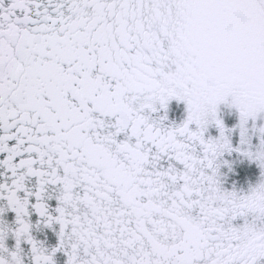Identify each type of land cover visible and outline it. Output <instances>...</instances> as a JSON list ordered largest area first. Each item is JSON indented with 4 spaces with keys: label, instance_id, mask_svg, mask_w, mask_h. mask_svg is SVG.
Here are the masks:
<instances>
[{
    "label": "snow or ice",
    "instance_id": "6c2138e0",
    "mask_svg": "<svg viewBox=\"0 0 264 264\" xmlns=\"http://www.w3.org/2000/svg\"><path fill=\"white\" fill-rule=\"evenodd\" d=\"M261 120L264 0H0V264H264Z\"/></svg>",
    "mask_w": 264,
    "mask_h": 264
},
{
    "label": "rangeland",
    "instance_id": "374dc122",
    "mask_svg": "<svg viewBox=\"0 0 264 264\" xmlns=\"http://www.w3.org/2000/svg\"><path fill=\"white\" fill-rule=\"evenodd\" d=\"M222 110L225 115H228L229 124L234 123L236 120L234 107L231 104H226L224 105V108H222ZM258 123H264V120L258 121ZM250 127L252 129L253 134L259 136L264 125L257 124L255 121H253ZM228 158L238 159L235 153ZM254 160L257 162L258 166L261 167L262 173H264V159H262L258 155L254 157ZM235 167L237 169L236 172L228 173L227 176H221V180L223 181L225 187L231 189L235 184L237 188H243L247 190L250 184H254V188L256 189H259L261 186H264V174L259 176V168L254 163H237ZM221 171L228 172L226 167H222Z\"/></svg>",
    "mask_w": 264,
    "mask_h": 264
},
{
    "label": "flooded vegetation",
    "instance_id": "af4514ba",
    "mask_svg": "<svg viewBox=\"0 0 264 264\" xmlns=\"http://www.w3.org/2000/svg\"><path fill=\"white\" fill-rule=\"evenodd\" d=\"M175 107H176L175 102H173V108L175 109ZM222 108H224V105L222 106ZM173 115L178 118L177 112H174ZM13 215H14L13 213H9L8 218L12 219ZM36 235L38 238L46 240L49 245H53L56 243V239H57L56 235L54 232H52L51 229H45L43 232H37ZM8 244L10 247L13 246L14 240L9 238ZM25 250L27 251V246H25ZM25 259L27 261L29 258L26 256ZM57 259H58V264H63L65 258L63 254H58Z\"/></svg>",
    "mask_w": 264,
    "mask_h": 264
}]
</instances>
